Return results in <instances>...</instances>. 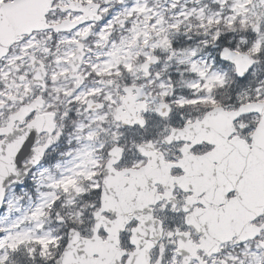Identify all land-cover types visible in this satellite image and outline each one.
Segmentation results:
<instances>
[{
	"label": "snow or ice",
	"instance_id": "6c2138e0",
	"mask_svg": "<svg viewBox=\"0 0 264 264\" xmlns=\"http://www.w3.org/2000/svg\"><path fill=\"white\" fill-rule=\"evenodd\" d=\"M0 264H264V0H0Z\"/></svg>",
	"mask_w": 264,
	"mask_h": 264
}]
</instances>
